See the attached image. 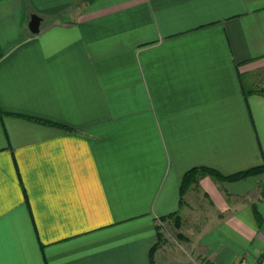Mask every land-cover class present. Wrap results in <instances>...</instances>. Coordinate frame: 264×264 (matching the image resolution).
<instances>
[{"label": "crops", "instance_id": "crops-1", "mask_svg": "<svg viewBox=\"0 0 264 264\" xmlns=\"http://www.w3.org/2000/svg\"><path fill=\"white\" fill-rule=\"evenodd\" d=\"M263 162L264 0H0V264H252Z\"/></svg>", "mask_w": 264, "mask_h": 264}, {"label": "trees", "instance_id": "trees-1", "mask_svg": "<svg viewBox=\"0 0 264 264\" xmlns=\"http://www.w3.org/2000/svg\"><path fill=\"white\" fill-rule=\"evenodd\" d=\"M33 120H36L39 122H44V121L39 120V119H33ZM263 171H264V162L261 165L251 167L249 169L239 171V172L231 174V175H222V174L218 173L217 171H215L214 169L207 168V167H194V168L186 171V173L182 177V181L180 184V201H181L182 195L187 190V188L189 186H191L192 184H196L198 182L199 176L202 174H208V175H210L214 178L220 179V180L233 181V180H239V179L245 178L247 176L256 175V174H259ZM168 216H172L175 218V220H176L175 226L176 227L180 226V219H179V216L176 212H174ZM178 236L181 237L180 234H178ZM157 237H158V239L161 238V235L159 234V232L157 233Z\"/></svg>", "mask_w": 264, "mask_h": 264}, {"label": "rangeland", "instance_id": "rangeland-1", "mask_svg": "<svg viewBox=\"0 0 264 264\" xmlns=\"http://www.w3.org/2000/svg\"><path fill=\"white\" fill-rule=\"evenodd\" d=\"M197 185L196 184H192ZM199 211V210H198ZM180 217H183L182 215ZM182 219V218H181ZM189 225V223H185L184 220L180 222V227H176L174 225L173 219L171 220H166V221H162L161 224H159V232L161 233L162 237H161V242H169L171 244V246H179L181 245L182 247H184L185 244V239L187 240V230H185V227ZM178 234L181 235V237L178 236ZM165 244V243H162Z\"/></svg>", "mask_w": 264, "mask_h": 264}, {"label": "water", "instance_id": "water-1", "mask_svg": "<svg viewBox=\"0 0 264 264\" xmlns=\"http://www.w3.org/2000/svg\"><path fill=\"white\" fill-rule=\"evenodd\" d=\"M40 21H41V18L38 15L36 14L31 15L30 20L28 22V29L32 34H36L39 32Z\"/></svg>", "mask_w": 264, "mask_h": 264}, {"label": "built area", "instance_id": "built-area-1", "mask_svg": "<svg viewBox=\"0 0 264 264\" xmlns=\"http://www.w3.org/2000/svg\"><path fill=\"white\" fill-rule=\"evenodd\" d=\"M252 264H264V247H263L261 254Z\"/></svg>", "mask_w": 264, "mask_h": 264}]
</instances>
